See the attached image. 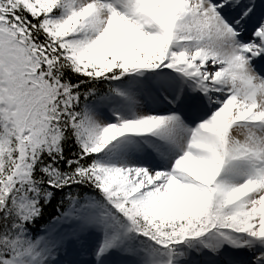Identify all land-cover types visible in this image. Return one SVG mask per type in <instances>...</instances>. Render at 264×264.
Returning <instances> with one entry per match:
<instances>
[{
	"label": "snow or ice",
	"instance_id": "snow-or-ice-1",
	"mask_svg": "<svg viewBox=\"0 0 264 264\" xmlns=\"http://www.w3.org/2000/svg\"><path fill=\"white\" fill-rule=\"evenodd\" d=\"M0 264H264V0H0Z\"/></svg>",
	"mask_w": 264,
	"mask_h": 264
}]
</instances>
